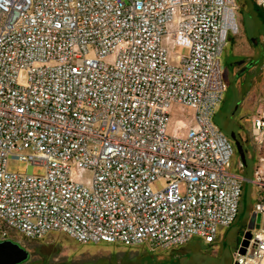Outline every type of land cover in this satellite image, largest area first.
Instances as JSON below:
<instances>
[{"label": "built area", "instance_id": "2783aa9c", "mask_svg": "<svg viewBox=\"0 0 264 264\" xmlns=\"http://www.w3.org/2000/svg\"><path fill=\"white\" fill-rule=\"evenodd\" d=\"M240 9L238 0H0V240L58 231L154 250L213 243L250 181L261 221L235 264H264V96L249 118L251 179L232 169L234 141L214 121ZM177 45L188 53H171ZM176 106L192 110L184 132L171 131ZM12 158L29 171L9 170Z\"/></svg>", "mask_w": 264, "mask_h": 264}, {"label": "rangeland", "instance_id": "374dc122", "mask_svg": "<svg viewBox=\"0 0 264 264\" xmlns=\"http://www.w3.org/2000/svg\"><path fill=\"white\" fill-rule=\"evenodd\" d=\"M238 1L241 7L240 20L243 32L229 39L221 55L224 69L223 78L228 89L221 107L216 112L214 121L228 136L231 137V132L238 130L245 138L250 135L252 129V122L249 118L254 116L261 107V98L264 96V68L257 70L261 63H264V58L258 55L257 47L250 39V35H258L260 32L264 34V12L255 15L256 11L254 10L256 4L264 9V0ZM175 52L187 54L188 49L177 45L171 48V53ZM238 55L249 56L253 64H256L243 76H238L234 70V60L240 58ZM181 112L182 108L179 106L172 110V132H184L187 128L186 117L189 118L192 115V110L185 108V117L181 115ZM249 152L246 163L241 165V156L235 145V153L231 159L232 169L242 173L247 179L253 177V167L257 161V153L254 149ZM29 169V164L26 161L13 158L9 160V170L11 171L27 173ZM45 172L44 166L33 167L35 174H44ZM91 175L92 173L88 171L86 178ZM164 184V181H158L153 184V188H161ZM183 191L184 185H182ZM257 196L256 187L250 181H246L238 218L228 228H221L217 240L213 243H206L200 237H194L182 246L156 250L147 246H139L136 251L122 247L117 248L116 244L109 242L80 243L58 231H53L41 239H27L20 234L17 236L21 238L19 242L25 247L53 248L55 255H67L75 259L100 258L111 261L115 259L119 264H235L239 238L242 237L248 226Z\"/></svg>", "mask_w": 264, "mask_h": 264}, {"label": "flooded vegetation", "instance_id": "af4514ba", "mask_svg": "<svg viewBox=\"0 0 264 264\" xmlns=\"http://www.w3.org/2000/svg\"><path fill=\"white\" fill-rule=\"evenodd\" d=\"M254 10L256 11L255 15H260V14H263L264 12L263 7L257 4L254 5ZM250 39L253 42V44L256 45L258 55L259 56L261 55L260 57L264 58V34L263 32H260V34L258 35H250ZM238 56L240 58H236L234 60L235 62L234 70L236 71V74L238 76H243L251 67H255L256 64H253V62L249 59V56L248 57H244V56L241 57V55H238ZM259 60H261V58H259ZM261 68H264V63H261L260 67H258L257 70ZM236 134H237V139H239L243 145L246 157L249 156V153H250L249 151L254 149L250 135L244 138L238 130H236ZM256 223H257L256 220L255 222L253 221L251 223V218H250L248 222V226L245 228L242 234V237L239 238L238 247L240 246L241 241L244 238L245 232L247 230H251V232L253 231V228L250 229L249 225L255 224L256 226ZM116 245L118 246L117 248L122 247L127 250H136V251H138L137 248L139 247V246H125L121 244H116ZM26 248L30 252L29 259L20 264H119V262H117V260L115 259L111 261V260H101L100 258L75 259L74 257L67 256V255L58 256V255H55L53 248L45 249V248H42L41 246H37L35 248H31V247H26ZM117 259H121V258H117Z\"/></svg>", "mask_w": 264, "mask_h": 264}, {"label": "water", "instance_id": "95a60500", "mask_svg": "<svg viewBox=\"0 0 264 264\" xmlns=\"http://www.w3.org/2000/svg\"><path fill=\"white\" fill-rule=\"evenodd\" d=\"M231 138L235 142L236 148L241 156V165L245 164L247 157L243 145L239 139H237L236 131L231 132ZM257 221L256 227L260 226L261 215L258 214L255 217L253 213L251 216V223ZM255 224H250L249 228H253ZM252 237L251 230H247L244 234V238L240 244V251L244 253L246 247L249 244V240ZM30 252L19 241L13 239L0 240V264H20L29 259Z\"/></svg>", "mask_w": 264, "mask_h": 264}, {"label": "crops", "instance_id": "0c3cea01", "mask_svg": "<svg viewBox=\"0 0 264 264\" xmlns=\"http://www.w3.org/2000/svg\"><path fill=\"white\" fill-rule=\"evenodd\" d=\"M186 115V114H185ZM192 116V115H191ZM188 123L186 122V125H187Z\"/></svg>", "mask_w": 264, "mask_h": 264}]
</instances>
